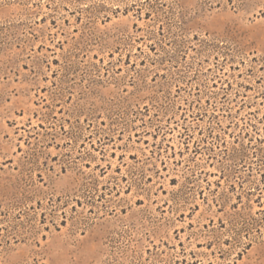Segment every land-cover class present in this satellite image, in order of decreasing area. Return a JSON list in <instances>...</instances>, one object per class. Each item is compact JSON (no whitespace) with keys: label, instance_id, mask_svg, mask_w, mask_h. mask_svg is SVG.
Here are the masks:
<instances>
[{"label":"rangeland","instance_id":"374dc122","mask_svg":"<svg viewBox=\"0 0 264 264\" xmlns=\"http://www.w3.org/2000/svg\"><path fill=\"white\" fill-rule=\"evenodd\" d=\"M0 264H264V0H0Z\"/></svg>","mask_w":264,"mask_h":264}]
</instances>
